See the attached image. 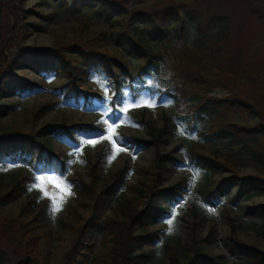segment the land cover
Returning a JSON list of instances; mask_svg holds the SVG:
<instances>
[{"label": "trees", "instance_id": "obj_1", "mask_svg": "<svg viewBox=\"0 0 264 264\" xmlns=\"http://www.w3.org/2000/svg\"><path fill=\"white\" fill-rule=\"evenodd\" d=\"M81 1L51 2L54 8L46 14L49 19L60 16L77 18L73 39L63 45H26L11 54L8 65L0 74V98L13 88L32 90L41 87L12 71L14 65L22 61L39 65L42 59L57 68L62 78L63 97L83 98L86 102H91L93 97L101 99L103 95L88 90L83 80L104 72L113 84L109 99L111 109L120 105L122 91L131 93L133 98L143 95L166 100L172 106V116L188 133L198 131L205 137L226 138L229 144H233L231 151L235 150L258 168L264 167V67L254 62V56L264 54V48L251 42L239 57L230 61L219 50L222 47L218 44L220 39L227 40L230 33L227 32L229 17L225 12L214 10L204 14L194 4L195 0H94L103 15L97 17L99 27L92 31L94 24L83 14L89 6H82ZM158 1L160 4L151 8V3L157 4ZM248 12L264 21V6L259 0L251 1ZM206 26L216 32H209ZM15 27L13 25V29ZM70 48L73 49L69 52ZM217 87L224 91L219 94ZM53 103H44L34 111L33 117L43 115ZM170 119L171 116L166 117L157 129L156 140L163 138ZM101 128L82 123H45L30 133H23L13 129L1 131L0 127V163L17 161L28 168L26 173L13 177L7 189H0V206L27 192L26 182L32 179L30 174L52 171L68 182L78 200L72 210L77 219V226H72L76 237L70 251L63 254L58 264H150L151 251L143 247L151 237H157L156 230H150V225L155 220L164 219L172 208L191 212L197 217L195 205L190 201V191L182 192L177 187L181 181L161 186L159 171L168 167L166 155L160 152L155 156L152 182L132 185L136 198H141L139 208L131 202V197L115 200L118 190L127 187L130 166L125 162L109 178L103 175L105 148L99 150L86 175L71 174L66 158L50 147L48 136H67L75 141L78 132ZM123 136L130 142L140 140L134 135ZM193 160L194 166L205 174L213 172L216 160L208 154L194 152ZM217 162L233 172L222 178L225 182L236 180L241 189L251 187L254 192H259L258 187L264 189L262 174L240 175L236 164L228 160ZM145 171L151 173L149 169ZM207 188L219 198L216 188ZM79 209L85 210V215ZM108 209L111 210L108 212ZM12 220L21 240L16 246L19 251L33 254L35 264V248L30 241V236L36 233L35 225H32L35 218H27L23 206L15 214L0 216L4 224ZM234 221L235 218L228 214L227 244L244 259V264H264V250L242 240ZM259 228L264 234V222ZM213 231L214 226H211L205 236H195L188 241L186 264H200L201 257L213 264H222L217 258H223V255L208 254L203 248L215 238ZM7 232L12 233L10 225ZM28 235L29 238L25 239ZM11 242L12 239L0 231V264H15L9 260L3 247ZM32 242L37 245L36 239ZM95 246L97 248L93 249Z\"/></svg>", "mask_w": 264, "mask_h": 264}, {"label": "rangeland", "instance_id": "obj_2", "mask_svg": "<svg viewBox=\"0 0 264 264\" xmlns=\"http://www.w3.org/2000/svg\"><path fill=\"white\" fill-rule=\"evenodd\" d=\"M52 1L56 0H0V52L2 51V54L0 53V74L8 65L11 54L26 45L41 47L71 42L74 28L78 26V20L74 16L49 19L46 14L54 8ZM88 1L89 3H87ZM251 1L195 0L194 2L204 14L220 10L228 15L229 28L227 32H230L229 37L227 40L226 38L220 39L218 44L222 47L219 50L224 52L230 61L239 57L251 42L260 44L264 48V21L249 14ZM160 2L151 3V8H156ZM97 3L94 0L81 1L82 6H89L83 10V14L94 24L92 31L99 27L97 17L103 15ZM259 3L264 6V0H259ZM13 25H16L14 29ZM205 28L209 32H216L207 26ZM72 49H68L69 52ZM254 59V62L264 67V54L254 56ZM12 71L18 76L35 81L41 87L32 90L13 88L8 95L0 98L1 131L13 129L30 133L45 123H82L106 129L107 124L99 123L107 119L104 109L107 107L115 111L121 106V104H117L115 109H111L109 99L113 92V84L104 72L93 74L83 80V85L88 90L101 92L103 95L101 99L93 97L91 102H86L83 98L79 100L65 99L62 93L64 88L60 86L62 78L59 76V71L42 59L39 65L29 61L19 62L14 65ZM101 77L107 78L106 83L110 85L107 90L102 83H98L97 78ZM216 91L220 94L224 89L217 87ZM105 96L108 98L107 101ZM124 99L125 97L122 96L121 101ZM162 101L167 102L166 105L162 104ZM47 102L54 103L45 110L43 115L34 118V111ZM156 102L158 106L155 108L139 107L129 109L124 113L123 122L116 128V137L114 138L118 137V146L122 148L127 146V150L115 153V159L111 163L108 162V159L115 150L111 141L100 138V130L97 129L75 134L76 138L81 141L88 138L98 141L94 146L81 143L77 148L74 146L77 140L74 141L67 136L56 134L48 136L49 145L64 155L71 174L86 175L90 164L95 160L101 148L106 149L102 157L103 169L101 172L106 177L109 178L126 162L130 166V172L126 179L127 187L118 190L115 200L124 196L131 197L130 199H133L131 202L133 201V204L138 208L141 198H136L137 193L132 185L152 182L155 174V156L158 152L165 154L168 168L165 171H159L161 186L174 185L177 181H181L177 187L182 192L190 191V201L195 205L197 217L191 212L185 213L172 208L164 219L155 220L149 228L156 230L157 237H151L149 242L143 246L151 251L150 264H186L188 241L195 236H205L211 230V226H214L215 238L210 243L204 244V250L208 254L223 255V258H217L221 260L222 264H244V259L236 255L226 242V234L229 232L227 215L235 218L237 234L242 240L264 250V234L260 232L259 228V225L264 222V189L258 187L259 192H254L251 187L241 189L235 179L232 183L225 182L222 178L233 172L219 165L217 160H228L236 164V170L240 175L259 173L264 176V167L258 168L255 163H249L245 158L240 157L235 150L231 151L233 144H229L226 138H209L202 136L198 131L188 133L181 122L172 116V106L168 101L156 98ZM170 116L169 127L162 134L163 138L159 141L156 140L157 129L163 125L165 118ZM108 123H112V121L110 120ZM182 131L183 135L177 134ZM190 134H194L196 138H190ZM123 135H134L140 140L130 142ZM121 140L123 143L120 142ZM194 152L208 154L216 160L213 162V172L205 174L202 169L194 166ZM9 165L12 166L9 167ZM26 168L17 161L4 160V163H0V189H7V184L12 178L18 173H26L28 171ZM145 169L151 170V173ZM197 170H199V175H196ZM39 175L62 179L66 185H69L64 178L52 171L33 172L30 174L32 179L26 182L27 192L11 202H3L0 206V216L4 213L15 214L24 206L27 218H35L32 225H35L36 233L34 236H30L37 258L35 264H39V262L41 264H58L63 254L70 251L76 237L72 226H77V219L72 210L78 204V200L71 191L72 194L64 200L60 211L50 214L51 200L47 197L41 198L43 193L39 188H32L34 176ZM56 179L52 181V184H49L47 180L38 183L40 187L49 192V196L55 194L59 197L61 193L55 187ZM210 187L216 188L219 198L206 190ZM79 211L85 215V210L79 209ZM170 218L172 219L171 225L167 223ZM12 224L13 220L6 221L5 224L0 221V231L12 239L11 244L8 243V246L4 244L3 247L8 253L9 260L17 264L19 257H25L29 253L19 251V246H16L21 240L17 235L19 233L17 225L13 226ZM9 225L12 233L7 232ZM169 227L172 228V231L166 233V229ZM29 235L25 239L29 238ZM35 239L36 246L32 242ZM96 248L95 246L93 249ZM30 255L31 259L27 264H33V254L30 253ZM200 259V264H213L207 258L201 257Z\"/></svg>", "mask_w": 264, "mask_h": 264}, {"label": "snow or ice", "instance_id": "obj_3", "mask_svg": "<svg viewBox=\"0 0 264 264\" xmlns=\"http://www.w3.org/2000/svg\"><path fill=\"white\" fill-rule=\"evenodd\" d=\"M98 79V83H102L105 87V89L107 90L110 85L106 83L107 78L106 77H101V78H97ZM122 96L125 97V99L123 101H119V103L121 104L120 107L116 108L115 111L110 110L109 108H105L104 109V114L107 117L106 120L101 121L99 123L101 124H107V128L103 129L101 128L99 131V136L101 139H106L108 141H111V145L114 148V153L113 155H111L108 159V162L111 163V161L113 159H115V153H119L122 151H126L127 150V146L126 147H119L117 144V138L116 137V128L120 126V124L123 122L124 119V113L128 112L129 109H134V108H139V107H146V108H155L157 107V102H156V97L155 96H143V95H136L135 98H133L132 94L129 92H123L121 93ZM107 96H105V100L107 101ZM162 104H165L167 102H161ZM112 121V123H108V121ZM178 135H183L184 132H178ZM190 138L195 139L196 137L194 136V134H190ZM98 141L92 139V138H88L85 141H81L79 138H77L76 144L74 145L75 147L79 148L81 143H87L90 145H95ZM121 143H123V141H120ZM74 155V154H73ZM71 163V161H70ZM12 165H9V167H11ZM196 175H199V170L196 171ZM56 179L52 176H48L45 177L44 175H39V176H34V183L32 184V188H39V190L43 193V196L41 198H49L51 200V204H50V214L55 213L60 211L62 203L64 202V200H66L67 196L71 195V190H70V185H66L64 180L62 179H56V183H55V187L60 191V196L57 197L55 194H52L51 196H49V192L45 189H43L42 187H40L38 182H43L45 180L48 181L49 184H52V181ZM61 185H64V187H61ZM31 190V189H29ZM211 211V209H210ZM167 223L169 225L172 224V219H168ZM172 231V228L169 227L168 229H166V233H170Z\"/></svg>", "mask_w": 264, "mask_h": 264}, {"label": "water", "instance_id": "obj_4", "mask_svg": "<svg viewBox=\"0 0 264 264\" xmlns=\"http://www.w3.org/2000/svg\"><path fill=\"white\" fill-rule=\"evenodd\" d=\"M30 259H31L30 254H27L25 257H19L17 259V264H27Z\"/></svg>", "mask_w": 264, "mask_h": 264}]
</instances>
